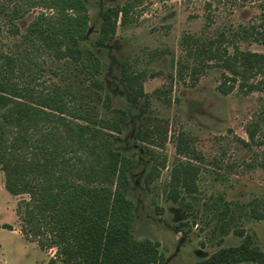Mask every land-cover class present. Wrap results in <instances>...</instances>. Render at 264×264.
I'll return each mask as SVG.
<instances>
[{"label": "trees", "instance_id": "trees-1", "mask_svg": "<svg viewBox=\"0 0 264 264\" xmlns=\"http://www.w3.org/2000/svg\"><path fill=\"white\" fill-rule=\"evenodd\" d=\"M140 1L107 6L101 14L96 43L105 45L112 41L118 25L130 21V12ZM13 3V8L1 4L0 12L17 33L32 41L37 51L44 49L58 60L71 61L95 86L103 87L96 79L103 69V60L94 50L81 46L91 23L85 0ZM36 8L43 11L22 32L18 20ZM260 11L258 21L239 24L231 34L264 45V4H260ZM219 35L206 41L191 35L183 37L187 59L180 64L181 74L190 68V75L196 80L201 71H206L208 61H215L222 74L217 86L222 94L236 88L245 93L264 91V53L238 46L230 51L223 48L226 32ZM121 65L122 80L136 100L144 99L145 110L150 96L145 91L144 72L130 70L125 62ZM18 69L19 58L0 46V169L9 193L28 196L17 204L22 235L45 250H55L46 264H163L160 242L139 238L134 229L136 203L130 196V173L137 157L114 147V138L124 131L126 111L116 108L111 116L99 117L97 106L78 100L75 92L61 83L42 91L21 83ZM103 106L111 109L109 95ZM145 120L147 123L140 124L134 137L151 145L147 152L156 162L152 147L163 145L167 132L158 126L151 128L149 118ZM249 134L254 140L256 130L250 129ZM156 139L161 140L160 144ZM188 149V142L184 147L178 145V153L187 160H178L173 166L168 197L196 217V207L185 199L196 198L199 192L201 166L196 163L199 156ZM161 165L166 166L164 162ZM158 169L155 163L146 175L147 186L159 174ZM260 201L255 198L245 205L253 218L264 220V200L263 209H259ZM211 208L217 211L221 233L227 235L235 220L237 202L228 201L220 193L212 198ZM237 233L244 238L241 244L221 247L194 264H264V251L254 238L244 230Z\"/></svg>", "mask_w": 264, "mask_h": 264}, {"label": "rangeland", "instance_id": "rangeland-1", "mask_svg": "<svg viewBox=\"0 0 264 264\" xmlns=\"http://www.w3.org/2000/svg\"><path fill=\"white\" fill-rule=\"evenodd\" d=\"M14 1L19 0H0V5L13 8ZM85 1L91 23L81 46L94 50L103 60V69L96 76L103 87L95 86L71 61L58 60L44 49L37 51L32 41L17 33L0 12V46L19 58L20 82L38 91L61 83L74 91L78 100L97 106L99 117L111 116L116 108L126 111L124 131L114 138V147L137 157L130 173V196L136 203L134 229L137 237L160 242L163 264H194L221 247L237 246L244 239L238 230L251 235L264 251V220L253 218L245 205L259 198V209H263L264 91L245 93L236 88L222 94L217 89L222 74L215 61H208L206 71H201L196 80L190 68L180 72V64L187 59V47L182 42L185 35L206 41L225 31L223 48L232 51L238 46L264 53L263 44L231 34L239 24L259 20L264 0H142L131 10L130 21L119 24L115 38L105 45L96 43L102 12L107 6L133 0ZM42 11L33 9L18 20L22 32ZM121 62L132 71L144 72L145 91L150 96L145 110L144 99L136 100L122 80ZM189 62L197 65L194 60ZM107 95L111 97V109L103 106ZM145 118H149L151 128L158 126L167 132L164 144L152 147L156 162L147 152L151 145L134 137L140 124L147 123ZM250 129L256 130L254 140ZM156 142L160 144L161 140ZM186 142L189 152L200 158L196 161L201 166L199 192L196 198L185 199L196 207V217L168 197L173 166L178 160H187L178 153V145L184 147ZM155 163L159 174L147 186L145 177ZM4 182L0 169V264H46L55 250H45L21 233L17 204L28 196L15 197ZM220 193L238 205L227 235L221 233L217 211L211 208L212 198Z\"/></svg>", "mask_w": 264, "mask_h": 264}, {"label": "water", "instance_id": "water-1", "mask_svg": "<svg viewBox=\"0 0 264 264\" xmlns=\"http://www.w3.org/2000/svg\"><path fill=\"white\" fill-rule=\"evenodd\" d=\"M185 239V237L183 238V240Z\"/></svg>", "mask_w": 264, "mask_h": 264}]
</instances>
